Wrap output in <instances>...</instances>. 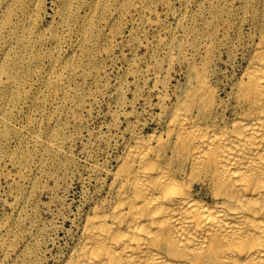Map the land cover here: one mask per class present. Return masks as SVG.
I'll use <instances>...</instances> for the list:
<instances>
[{
	"label": "rangeland",
	"instance_id": "1",
	"mask_svg": "<svg viewBox=\"0 0 264 264\" xmlns=\"http://www.w3.org/2000/svg\"><path fill=\"white\" fill-rule=\"evenodd\" d=\"M67 1L0 0V24L10 22L0 27V57L16 56L10 26L33 29L20 69L28 82L24 100L13 111L8 140L0 142V251L11 249L0 254V264H59L132 134L157 128L153 117L161 96L186 83L190 65L208 60L210 72L218 74L213 83L225 96L245 66L250 19L261 2L108 0L109 11L101 2L84 21L92 15L90 0ZM121 5L126 9L119 13ZM86 22L93 28L82 31ZM82 33L90 41L80 45ZM73 60L76 71L64 84L44 86L61 70L66 76ZM0 68L5 71L6 63ZM38 96L43 100L35 108ZM56 98L59 120L50 123ZM31 122L40 137L54 132L58 153L29 146ZM26 155V167L10 163Z\"/></svg>",
	"mask_w": 264,
	"mask_h": 264
},
{
	"label": "bare ground",
	"instance_id": "2",
	"mask_svg": "<svg viewBox=\"0 0 264 264\" xmlns=\"http://www.w3.org/2000/svg\"><path fill=\"white\" fill-rule=\"evenodd\" d=\"M101 2L103 11L111 7L108 0H90L92 15L84 21ZM125 9L121 5L117 11ZM65 12V18L73 17ZM9 24L6 19L0 27ZM250 25L245 66L225 96L204 58L190 65L184 85L161 96L160 113L153 117L157 128L132 134L59 264H264V0ZM10 27L16 56L0 57V66L7 65L0 68V142L8 140L13 111L24 100L28 82L20 69L33 32ZM82 34L80 45L90 41ZM75 71L73 60L64 68L66 76L61 70L43 84L57 90ZM36 100L39 108L43 97ZM60 101L52 102L50 123L59 120ZM30 124L29 146L58 153L61 142L54 132L40 137ZM15 158L10 159L14 166L29 163L27 155ZM10 252L9 244L0 254Z\"/></svg>",
	"mask_w": 264,
	"mask_h": 264
}]
</instances>
